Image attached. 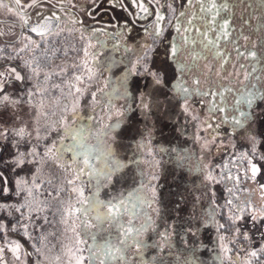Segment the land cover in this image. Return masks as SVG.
I'll list each match as a JSON object with an SVG mask.
<instances>
[{"label":"snow or ice","instance_id":"snow-or-ice-1","mask_svg":"<svg viewBox=\"0 0 264 264\" xmlns=\"http://www.w3.org/2000/svg\"><path fill=\"white\" fill-rule=\"evenodd\" d=\"M0 10L19 21L12 25L19 32L0 30V264L49 261L45 250L51 252L50 238L56 233L46 229L54 226L57 215L64 231L74 235L72 247L62 244L66 264H106V259L125 264L128 250H143V238L155 231L145 206L160 213L153 208L157 190L151 180L108 199L101 198V192L123 180L127 167L113 145L105 144L110 135L115 144L114 129L125 118L123 109L131 107L117 108L116 101L128 97L130 87L139 91L149 84L157 90L170 87L182 114L198 127L196 167L203 181L197 191L203 194L195 196L193 204L206 201L211 212L196 218V229L189 225L192 239L199 225L211 224L218 233L217 261L264 264V68L259 74L256 69L257 62L264 63V55L257 59L258 51L264 54V20L259 34L247 20L234 28L227 0H0ZM109 11L114 18L102 21ZM139 22L136 42L132 31ZM122 34L135 44H124L134 59L117 77L119 87L105 81L109 90L97 88L96 55L105 46L100 36L119 41ZM69 35H78L83 43L68 44ZM115 47L118 50L120 43ZM161 52L164 59L158 65ZM61 55L71 58V65L50 67ZM53 89L72 98L71 106L61 110L60 128L48 121L47 111L40 112L43 98ZM82 102L93 112L104 110L87 135L66 126L69 119L75 123ZM139 108L151 110L144 92L139 94ZM26 113L33 119H25ZM225 124L244 130L245 150L225 142L232 135ZM137 148L152 154L147 143ZM53 166L72 171L59 183L43 179L45 169ZM81 183L87 184L90 195L77 186ZM68 193L75 195L74 202L71 196L64 199ZM52 201H57L55 211ZM104 232L108 236L97 242ZM192 256L191 264H203L195 253ZM53 260L61 264L62 257Z\"/></svg>","mask_w":264,"mask_h":264},{"label":"rangeland","instance_id":"rangeland-1","mask_svg":"<svg viewBox=\"0 0 264 264\" xmlns=\"http://www.w3.org/2000/svg\"><path fill=\"white\" fill-rule=\"evenodd\" d=\"M6 13L7 11L1 12L0 17H15L11 14L7 15ZM0 30H3L5 32H14L15 29H13L10 24H6L0 25ZM66 40L68 44L75 43L77 46L83 43L79 39L78 35H69L66 37ZM118 54L119 56L115 53V48L111 46V44H105L103 48L97 50L95 61L97 67H95L94 69L96 77L94 83L97 88H106V91L109 90L105 85V81H110L112 85L119 87L117 77H119L122 72L117 73L116 70H118V67L121 63L114 64L113 61H125L127 64L128 60L131 58L134 59V57H125L126 60H124V58L122 57V52H119ZM124 54L125 52H123V55ZM72 56L77 61L80 59V57L75 56V54H72ZM71 63V58H65L63 55H61L59 58L55 59L49 66L55 68L56 65L68 66L71 65ZM257 73L259 74L260 70L257 71ZM53 82L59 81L54 80ZM81 87L83 86L81 85ZM148 89L150 90V88L147 87V89L143 91H137L134 90V88H131L128 97L116 101L117 108H120L125 104L130 105L131 107L123 109L126 112L125 118L120 121L119 126L114 129L113 135L116 138L115 144H113L112 135L105 138V144H112L114 152L115 150L120 152L122 151V148H125V146L129 145L127 144V139L125 138L126 136H129L134 140V145H129L131 147L133 146V148L137 147V144L139 143H147L152 150H154V148H156V150L159 149L162 169H164V167L167 170L172 169L173 172H175L176 174L179 172L182 178L186 179L192 178V176L196 174L201 180H203L199 168L196 167L200 152L199 145L195 141V134L198 131V127H194L191 120L186 118L184 115V117L182 116L179 121L176 119L172 120L170 123L160 120L161 96H158L156 91H154L153 93L150 91V93H152L150 94ZM140 92H144L146 94V102L151 104L150 112H141L139 108ZM36 99L39 100L40 98L37 97ZM71 102L72 98L70 96H67L66 93L62 95L59 90L53 89L50 90L48 95L43 98V107L40 108V112L43 113L47 111L48 121H56V127L60 128L61 126L59 124V118L62 114L61 110L65 105H68L70 107ZM103 111V109H97L96 112H93L90 106H85L82 102L81 106L77 109L78 116L75 120V123H73V121L69 119L68 121H66V126L73 125L74 130L78 131L82 129L83 134L87 135L88 130H95V121L100 115L103 114ZM90 116L93 118L89 119ZM184 118H186L187 121ZM25 119H33L31 113H26ZM113 120H115V117H113ZM40 122H44L43 116L40 117ZM107 122L109 121H106V123ZM196 123L197 125H199V121H197ZM143 135H148L149 139L142 138ZM244 137L245 132H243L242 135H240L237 139L228 137L225 142L228 144L236 143L240 150H245L243 148V145L247 142ZM150 138H152V140ZM65 142L71 143V138L66 137ZM154 153L155 151L152 154ZM185 155H187L188 158L181 159V157ZM155 160L158 161L156 158L152 160V162H155ZM208 162L209 161H204V163ZM216 162L220 163L221 161L218 159ZM71 171V169L62 170L53 166L51 171H49V169H45L43 179H51L59 183L64 179L65 172L70 173ZM182 172H184V174H182ZM82 179L86 180V178ZM77 186L84 188L85 196L90 195L86 183H81ZM68 196L72 197L73 202L75 201L76 197L74 194L68 193L67 196L64 197V199H67ZM52 204L54 205L53 211H55L57 201H52ZM49 219L51 220L52 217L49 216ZM59 220L60 216L57 215L56 220L54 221V226L48 227L46 229L47 231L55 232L56 235L50 238L49 247L52 248L51 252H48L47 249L45 250L47 255L49 256V261H46L45 264H55L53 258L57 255H60L62 257L61 264H66L68 256L64 255L66 248H62V244L69 248L74 244L73 233L71 231L65 232L64 225L60 224ZM105 227H107V225ZM161 233V230L156 227L155 231H150L143 238V250L140 253H136L135 248H131L130 250H128L126 256L130 259H127V264H166L167 261L169 262L168 259H170L171 255L173 254V250L171 247L172 239L169 233H167L166 238L162 237ZM99 235L100 234H98L97 239ZM84 239L87 240L89 244L92 243V241L87 236H85ZM216 242L218 243L217 239ZM81 247H86V245H81ZM84 255L87 256L88 254L85 252ZM110 263L120 264V261L119 259H106V264ZM85 264H88L87 260L85 261ZM94 264H99V261H95Z\"/></svg>","mask_w":264,"mask_h":264},{"label":"flooded vegetation","instance_id":"flooded-vegetation-1","mask_svg":"<svg viewBox=\"0 0 264 264\" xmlns=\"http://www.w3.org/2000/svg\"><path fill=\"white\" fill-rule=\"evenodd\" d=\"M227 2L233 8V27L235 28L240 24V22L247 20L248 26L255 29L257 34H259L260 21L264 20V0H227ZM78 3L87 4L88 0H78ZM3 11L6 10H0V13ZM77 11H79V9H77ZM6 14L8 15L9 13L7 12ZM118 15L123 17L125 14L118 13ZM222 15L228 14L222 13ZM113 18V13L109 11L102 17V21L107 22ZM0 22H2L0 25L10 24L11 26L14 23H19L17 17L9 16L0 17ZM142 23L143 22L137 23L135 25V30L132 31V35L137 38L136 42H139L138 33L141 29ZM75 27L77 26H74V28ZM13 29H15L14 32H19L18 27ZM117 31L121 30L117 29ZM100 39L104 40L105 44H111V46L115 48V53L118 56V53L122 52V57L124 60H126L128 57H132L131 54L124 51V44L127 43L133 47L135 44L133 41L127 40L126 35L122 34L119 38V41L111 40L103 35L100 36ZM118 42L120 43V47L117 50L115 45ZM241 43H243V41H241ZM123 52H125L124 55ZM261 55L264 54L258 51V60L260 59ZM163 59V53L161 52V55L158 59V65L161 61H163ZM125 65L126 62L123 61L119 65L118 70H116L117 73L123 72L125 70ZM262 68H264V63L257 62V71L261 70ZM132 79L134 78L130 77V81ZM141 83L143 85L144 82L142 81ZM148 87L150 88V90L148 89L149 93L150 91L152 93L156 91L157 95L161 96L160 120L169 123L176 119L179 121L183 114L180 105L175 99H173L171 88L161 87L157 90L156 86L151 84H149ZM145 89L147 88L141 87L139 91H143ZM261 108H264V105H261ZM196 110H199V106H196ZM201 118H205V116H201ZM184 119L187 121L186 118ZM223 128L227 129V131L232 134L229 137H234L235 139H237L244 132L242 129L233 128L231 124H225L223 125ZM125 138L128 141L127 144L134 145V140L132 138L129 136H126ZM142 138L149 139L148 135H143ZM150 139L152 140V138ZM129 145L125 146V148H122V151L120 152L115 150L116 157L122 163L127 165V167L123 170L124 179L119 183L114 184L111 188L103 190L101 192V198L108 199L111 196H119L121 192H125L126 194L127 190L133 187H138L142 180L145 182L151 180L152 184L157 190V202L153 204V208H159L160 213L157 214L155 211L148 210L146 206L145 209L150 211L152 220L155 222V227L160 229L162 233H169L172 239L171 247L173 254L171 255L170 259H168L169 262L167 261L166 264H185V258H187V261L189 264H191L193 253H195L196 258L199 261H202L203 264H222L221 261H217L215 259V257L220 254V249L218 247V243L216 242L218 233L216 232L214 226L211 224H209L207 227L199 225L198 235L195 240L192 239L189 232L190 224L193 226V229L197 228V217L203 219L207 212H211V208L207 206L206 201L203 203L198 201L193 204L195 196L203 194L202 191H197V189L201 188V183L203 180H201L196 174L193 175L192 178L186 179L182 178L179 172L177 174L173 172L172 169L167 170L165 167L162 169L159 149L156 150V148H154L152 153L154 151L155 153L149 156L143 148H133V146L131 147ZM156 158L158 161L155 160L156 163L154 161L153 163L152 160ZM131 161L136 162L133 163ZM141 173H144V175L142 176ZM149 173L155 174L157 179L152 180L151 176L148 175ZM182 174H184V172H182ZM177 209L182 210L177 211ZM107 236L108 232L101 233L97 241H102V238ZM193 244L197 246L193 247ZM236 247H239V244H237ZM232 255H235V252H233ZM125 264H127V260L125 261ZM223 264H227V261H224Z\"/></svg>","mask_w":264,"mask_h":264}]
</instances>
